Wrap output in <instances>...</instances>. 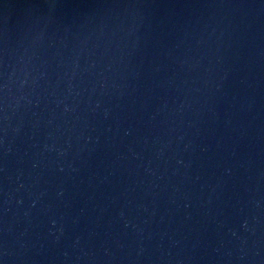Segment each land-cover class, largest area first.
I'll return each instance as SVG.
<instances>
[{
  "label": "water",
  "instance_id": "1",
  "mask_svg": "<svg viewBox=\"0 0 264 264\" xmlns=\"http://www.w3.org/2000/svg\"><path fill=\"white\" fill-rule=\"evenodd\" d=\"M0 264H264V0H0Z\"/></svg>",
  "mask_w": 264,
  "mask_h": 264
}]
</instances>
